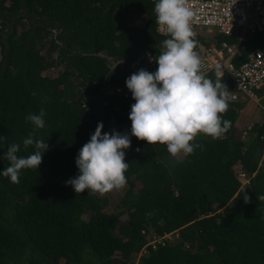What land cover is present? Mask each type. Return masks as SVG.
I'll use <instances>...</instances> for the list:
<instances>
[{"label":"trees","instance_id":"trees-1","mask_svg":"<svg viewBox=\"0 0 264 264\" xmlns=\"http://www.w3.org/2000/svg\"><path fill=\"white\" fill-rule=\"evenodd\" d=\"M156 2L0 0V264H264V201L257 198L264 195V121L240 137L241 100L230 99L222 114L232 123L224 138L200 134L194 143L203 148L178 163L166 145L131 136L128 189L117 211L66 184L79 175L76 157L99 122L103 132L110 120L132 125V94L108 87L127 88L141 68L157 70L144 56H158L170 37L158 31ZM196 41L198 54L209 49L201 34ZM215 41L238 39L218 33ZM256 48L264 51V32L247 36L235 65ZM52 68L62 70L45 74ZM206 77L215 80L214 70ZM222 81L231 92L228 73ZM256 93L264 102V85ZM41 108L46 127L35 135L49 149L40 168L22 170L13 184L2 175L3 154L13 143L21 144L18 156L34 154L22 141L34 131L26 116Z\"/></svg>","mask_w":264,"mask_h":264},{"label":"clouds","instance_id":"clouds-1","mask_svg":"<svg viewBox=\"0 0 264 264\" xmlns=\"http://www.w3.org/2000/svg\"><path fill=\"white\" fill-rule=\"evenodd\" d=\"M154 11L158 31L170 38L163 41V49L153 58L158 63L155 72L141 68L126 79L127 88L136 101L129 114L131 135L103 132V122L98 123L90 141L76 157L79 175L66 181L77 194L87 190L88 195L103 196L126 186L129 163L125 162V150L131 148V136L151 145H166L178 163L196 148H203L194 143L197 136L223 139L232 126L230 120L222 118L231 99L222 81V66H215V80L206 77V66L196 51L193 12L187 0H157ZM45 115V109L41 108L39 114L26 116L34 125V131L23 139V148L34 146V154L18 156L20 143L11 144L3 154L8 166L2 175L13 184L20 182L22 170L40 168L43 154L49 149V144L35 135V130L46 127ZM257 198L264 201V195ZM244 200L248 203L251 197L245 195Z\"/></svg>","mask_w":264,"mask_h":264},{"label":"built area","instance_id":"built-area-1","mask_svg":"<svg viewBox=\"0 0 264 264\" xmlns=\"http://www.w3.org/2000/svg\"><path fill=\"white\" fill-rule=\"evenodd\" d=\"M187 6L193 12L192 29L196 33L195 39L203 28H214L219 34L238 39L233 44L223 41L221 47L210 44L207 51L199 54L206 66L205 75L219 64L222 66L221 76L228 73L232 79V89L229 92L231 100L257 98L256 91L264 85V51L256 48L239 67L235 65L234 57L241 54L242 43L247 36L264 32V0H187ZM144 58L152 62L154 57L147 51ZM114 91L123 93L125 88L117 87ZM243 133L245 137L247 131ZM239 174L242 182L244 179L250 182L251 178L243 170Z\"/></svg>","mask_w":264,"mask_h":264},{"label":"rangeland","instance_id":"rangeland-1","mask_svg":"<svg viewBox=\"0 0 264 264\" xmlns=\"http://www.w3.org/2000/svg\"><path fill=\"white\" fill-rule=\"evenodd\" d=\"M0 24H1V22H0ZM140 24L143 26V25L146 24V21L143 20V21L140 22ZM202 31L203 32H201L200 34L202 36H204L205 38L208 37L207 38V40H208L207 42H210V44L216 45L215 38H216V35L218 34L217 30L214 29V28H203ZM2 58H3V49H2V47L0 45V60ZM153 61H154V59H153ZM112 64L116 65L117 62L112 61ZM60 70H62V68H52V69L46 71L45 74H48V75H51V76L54 77V76L58 75V72ZM114 89H115L114 87H108V90H110V91H114ZM125 92L126 93H131V91L128 88H125ZM246 98L247 99L244 102L247 103V108H250V107L253 108L251 110V112H252L251 116L252 117L250 119V120H253V122L243 123V125L240 128L237 127L238 128V135L240 137H242V138H244L243 137L244 136L243 132L249 130L256 123V121H254V120L256 118V114L257 113L262 114V119H264V102L262 100L263 96H261V94L257 93V98H249V97H246ZM247 120H248V115H247ZM108 127H109V132H113V131H119L121 133L128 132L129 135H131V126L120 125L114 120H110L109 121ZM240 168H241L240 166H237V170L238 171H241ZM250 181H251V179H250ZM243 182L244 183H250L249 181H246L245 179L243 180ZM127 189H128V184H126V186L123 189L113 190V191L101 196V197H103L104 199H106L108 201V206L106 207V211L114 212V211L119 210L118 206L120 204L121 198L124 196V194H125ZM170 237H172V236H169V238ZM89 256H91V255H89ZM90 259L94 260V257H91ZM95 261H97L96 258H95Z\"/></svg>","mask_w":264,"mask_h":264},{"label":"crops","instance_id":"crops-1","mask_svg":"<svg viewBox=\"0 0 264 264\" xmlns=\"http://www.w3.org/2000/svg\"><path fill=\"white\" fill-rule=\"evenodd\" d=\"M203 32V31H202ZM204 37V36H203ZM205 38V37H204ZM207 38L208 37H206L205 38V40L206 41H208L207 40ZM247 98L246 97H242L240 100L241 101H245ZM245 108L244 109H242V111H241V113H240V117H239V119H238V121H237V127L238 128H240L242 125H243V123H249V122H253V120H250L251 119V115H252V112H251V110L253 109L252 107H250V108H247V103L245 102ZM247 115H248V120H247ZM254 121H256V122H263L264 121V119H262V114H260V113H257L256 114V118H255V120Z\"/></svg>","mask_w":264,"mask_h":264},{"label":"flooded vegetation","instance_id":"flooded-vegetation-1","mask_svg":"<svg viewBox=\"0 0 264 264\" xmlns=\"http://www.w3.org/2000/svg\"><path fill=\"white\" fill-rule=\"evenodd\" d=\"M1 22V21H0Z\"/></svg>","mask_w":264,"mask_h":264}]
</instances>
